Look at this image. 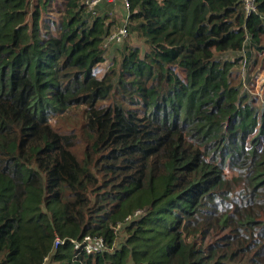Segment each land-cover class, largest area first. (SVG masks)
<instances>
[{
	"label": "trees",
	"instance_id": "obj_1",
	"mask_svg": "<svg viewBox=\"0 0 264 264\" xmlns=\"http://www.w3.org/2000/svg\"><path fill=\"white\" fill-rule=\"evenodd\" d=\"M86 1L0 0V264H264V0Z\"/></svg>",
	"mask_w": 264,
	"mask_h": 264
},
{
	"label": "rangeland",
	"instance_id": "obj_2",
	"mask_svg": "<svg viewBox=\"0 0 264 264\" xmlns=\"http://www.w3.org/2000/svg\"><path fill=\"white\" fill-rule=\"evenodd\" d=\"M122 4V0H117L114 3L107 4L105 8L109 14H114L118 17L117 24L121 22L123 14H125V10ZM112 45L113 44H109L107 46V52L111 51L114 48V46ZM240 53L241 52H239V50H229L225 52V54H220L219 57L228 58L229 60H235L242 54ZM243 53L246 57L237 62L231 70L233 84L239 86L240 92L242 94H247V101L245 103L251 101V103L253 102L254 105H258L259 107H261V105H264V43L260 45H252L250 47L249 54H246V50H244ZM108 64H110L109 58H107L104 63H101L95 68L97 76H101L104 73L106 65ZM78 114V109L72 110L69 115L70 119L68 121L71 123L78 120ZM225 146L226 145L223 144L221 149H224Z\"/></svg>",
	"mask_w": 264,
	"mask_h": 264
},
{
	"label": "built area",
	"instance_id": "obj_3",
	"mask_svg": "<svg viewBox=\"0 0 264 264\" xmlns=\"http://www.w3.org/2000/svg\"><path fill=\"white\" fill-rule=\"evenodd\" d=\"M102 0H87V8L89 11H91L93 14L96 13V7ZM108 2H114L116 0H105ZM124 6H125V18L121 25H118L107 37L106 41L104 42V46H108L109 44L113 43H120L124 41L128 35H129V29L127 24V18H128V1L123 0ZM241 6L243 9V12L246 16L257 13V5L256 0H241ZM99 66V65H98ZM139 213L135 212L134 215H137ZM74 243V246L78 251H85L87 253L93 254L97 252H101L106 250V243L104 239L101 236H90L86 235L83 237L81 241L71 240ZM64 240H61L60 238L56 237L54 240V248H56L59 244H62Z\"/></svg>",
	"mask_w": 264,
	"mask_h": 264
}]
</instances>
